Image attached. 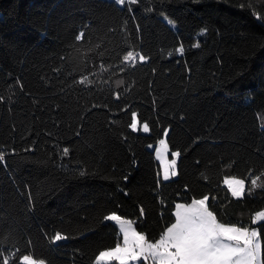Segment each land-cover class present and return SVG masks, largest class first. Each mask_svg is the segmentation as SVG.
<instances>
[{
    "label": "trees",
    "instance_id": "1",
    "mask_svg": "<svg viewBox=\"0 0 264 264\" xmlns=\"http://www.w3.org/2000/svg\"><path fill=\"white\" fill-rule=\"evenodd\" d=\"M0 157V264H95L121 242L106 216L154 242L204 196L264 264V0H0Z\"/></svg>",
    "mask_w": 264,
    "mask_h": 264
},
{
    "label": "snow or ice",
    "instance_id": "2",
    "mask_svg": "<svg viewBox=\"0 0 264 264\" xmlns=\"http://www.w3.org/2000/svg\"><path fill=\"white\" fill-rule=\"evenodd\" d=\"M135 2V0H133ZM116 4L123 5L125 0H115ZM77 39H80L78 36ZM183 51V49H181ZM132 58L129 52L125 60ZM141 60L144 57L141 56ZM131 129H137L136 113H132ZM143 131H149L148 124L143 125ZM167 135V131H165ZM167 145L160 141L157 156L163 158ZM67 154L68 149H64ZM179 152L173 156L178 157ZM2 158V157H0ZM176 159L164 164V180L175 176ZM232 197L241 198L245 195V181L242 179L225 180ZM253 186L256 181H252ZM208 196L202 199H193L190 204L178 203L175 206V222L167 227L155 242H150L144 234L137 232L132 221L122 218L113 212L105 217L107 221H114L119 225L123 235V243L114 248L99 253L97 264L101 261H117L118 264H128L129 261H138L141 258L151 261L152 264H262V243L260 233L256 229L237 226L236 224L219 222L208 205ZM256 220H264V212L256 216ZM255 223V221H253ZM64 239L57 234L56 241ZM24 264H35L29 256L23 257ZM4 264H8L7 261Z\"/></svg>",
    "mask_w": 264,
    "mask_h": 264
},
{
    "label": "rangeland",
    "instance_id": "3",
    "mask_svg": "<svg viewBox=\"0 0 264 264\" xmlns=\"http://www.w3.org/2000/svg\"><path fill=\"white\" fill-rule=\"evenodd\" d=\"M125 2H126V0H125ZM133 57V56H132ZM136 121H137V129L135 130V131H140V132H143V133H145L144 131H143V125L145 124V123H140L139 121H138V119H137V117H136ZM131 128V127H130ZM132 130V129H131ZM161 140H164L165 141V143H166V138H165V136H163L156 144H153V145H148V148L151 150V151H153V153H154V156H155V159L157 160V162L159 163V167H160V174H159V177H160V179L162 180V181H166V180H164V164H165V162L167 161V162H171V160H173V159H176V173H177V158L178 157H174L173 156V153L174 152H170L169 151V149H168V146H167V149H166V151H164V153H163V158H161L160 156H157V149H159L160 148V141ZM166 145H167V143H166ZM176 176V175H175ZM175 176H170L169 177V179H171V178H173V177H175ZM232 178H235V179H240V178H236V177H232V176H229V177H225L224 178V180H223V184H224V186H226L227 188H228V185L225 183V180H228V179H232ZM168 179V180H169ZM243 180V179H242ZM245 181V180H244ZM256 181V180H255ZM256 186H257V181H256V185L255 186H253V184H252V182H251V189H254V188H256ZM247 187V183H246V181H245V191H246V188ZM228 190H229V188H228ZM203 198V197H202ZM202 198H199V199H202ZM191 203V202H190ZM190 203H182V204H185V205H187V204H190ZM175 212V211H174ZM260 212H264V210H261V211H257V212H255L254 214H253V221H255V223H253L254 225L255 224H257V223H259L260 221H262V220H256V216H257V214L258 213H260ZM111 215V214H110ZM112 222H114V221H112ZM175 222V221H174ZM173 222V223H174ZM171 226V225H170ZM134 227V226H133ZM119 228V227H118ZM135 229V228H134ZM250 230L251 229H256V230H258V228L256 227V226H253V227H250L249 228ZM138 232V231H137ZM140 233V232H139ZM142 234V233H141ZM155 242V241H154ZM122 243H123V235H122V233H121V242L119 243V244H121L122 245ZM112 249V248H111ZM107 250H110V249H107ZM107 250H104V251H107ZM99 256V255H98ZM97 256V257H98ZM96 257V258H97ZM30 258V257H29ZM31 260H33L32 258H30ZM34 261V260H33ZM22 262L24 263V261H23V258H22ZM35 262V261H34ZM95 264H97V259H95ZM116 264H118V262L117 261H114ZM104 263H108L107 261H101V262H99V264H104ZM35 264H38L37 262H35ZM128 264H152V262L149 260V261H145V260H143V258H141L140 260H138V261H129L128 262Z\"/></svg>",
    "mask_w": 264,
    "mask_h": 264
},
{
    "label": "crops",
    "instance_id": "4",
    "mask_svg": "<svg viewBox=\"0 0 264 264\" xmlns=\"http://www.w3.org/2000/svg\"><path fill=\"white\" fill-rule=\"evenodd\" d=\"M115 223V222H114ZM117 226L119 227V225L117 224ZM111 262H113L114 264H116L114 261H111ZM38 264H43L42 262H37ZM109 263V262H108Z\"/></svg>",
    "mask_w": 264,
    "mask_h": 264
}]
</instances>
